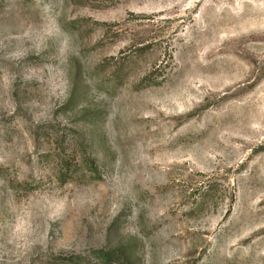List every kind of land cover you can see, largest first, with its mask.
Here are the masks:
<instances>
[{
    "label": "rangeland",
    "instance_id": "obj_1",
    "mask_svg": "<svg viewBox=\"0 0 264 264\" xmlns=\"http://www.w3.org/2000/svg\"><path fill=\"white\" fill-rule=\"evenodd\" d=\"M0 264H264V0H0Z\"/></svg>",
    "mask_w": 264,
    "mask_h": 264
}]
</instances>
